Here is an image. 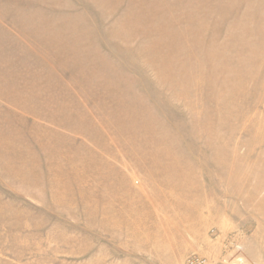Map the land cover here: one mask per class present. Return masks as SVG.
<instances>
[{"label":"rangeland","instance_id":"obj_1","mask_svg":"<svg viewBox=\"0 0 264 264\" xmlns=\"http://www.w3.org/2000/svg\"><path fill=\"white\" fill-rule=\"evenodd\" d=\"M264 264V0H0V264Z\"/></svg>","mask_w":264,"mask_h":264},{"label":"built area","instance_id":"obj_2","mask_svg":"<svg viewBox=\"0 0 264 264\" xmlns=\"http://www.w3.org/2000/svg\"><path fill=\"white\" fill-rule=\"evenodd\" d=\"M185 264H213V263L208 257L194 253L186 259Z\"/></svg>","mask_w":264,"mask_h":264}]
</instances>
